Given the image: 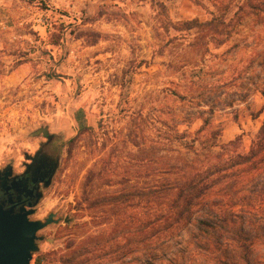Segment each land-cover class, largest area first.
<instances>
[{"label":"rangeland","instance_id":"374dc122","mask_svg":"<svg viewBox=\"0 0 264 264\" xmlns=\"http://www.w3.org/2000/svg\"><path fill=\"white\" fill-rule=\"evenodd\" d=\"M162 1L165 17L150 0H0V173L19 176L40 156L52 158L29 220L52 214L56 223L38 232L30 264L83 263L87 243L104 245L124 226L104 220L103 201L125 178L138 187L158 180L142 173L162 154L143 120L213 155H245L258 135L264 14L246 18L218 47L208 27L180 25L210 20L211 0L204 8ZM43 129L51 140L34 135ZM150 147L152 159L144 156ZM232 174L153 256L119 238L114 245L132 253L85 264H264V151Z\"/></svg>","mask_w":264,"mask_h":264},{"label":"trees","instance_id":"16d2710c","mask_svg":"<svg viewBox=\"0 0 264 264\" xmlns=\"http://www.w3.org/2000/svg\"><path fill=\"white\" fill-rule=\"evenodd\" d=\"M191 1L204 8L203 0ZM150 2L153 7L158 8L160 14L166 16V6L162 0ZM223 2L210 1L217 11L216 14L209 13L210 20L204 23L183 22L180 25L184 31L191 30L193 26L208 27L212 35L216 36L213 43L220 47L230 39L234 30L246 18L264 14V0H226L223 6L226 10L222 8ZM230 7H234L232 14L228 13ZM143 122L148 130L153 126L160 141L159 151L162 154L157 159L158 165L148 164L142 173L146 176H157L158 180L144 187L127 185L129 182L127 178L119 183L122 188L107 198L110 200L103 201L107 206L103 212L106 214L104 220L109 222L111 218H115L117 227L121 224L124 226L120 227L118 233L114 231L105 236L104 245L94 241L87 243L89 246L86 249L88 251L89 248L92 249L89 252L91 257L80 264L91 260L98 261L108 255L116 258L120 254L132 253L131 248L114 245L119 238L124 239L126 243L131 241L130 246L133 248L141 246L148 256H153L154 252L170 242L182 227L190 225L191 208L206 203L210 192L219 183L234 176L229 175L232 169L254 166L264 151V123L245 155H225L223 151L213 155L210 147L204 145L198 149L195 138L188 140L184 133H179L174 128L163 125V130H156V125L151 119ZM155 152V149L150 147L144 156L152 159ZM124 174L127 176L138 174V171L129 169ZM94 203L99 204L97 200ZM128 209L131 211L130 214L126 217L121 216H125ZM36 264H39V261Z\"/></svg>","mask_w":264,"mask_h":264},{"label":"water","instance_id":"95a60500","mask_svg":"<svg viewBox=\"0 0 264 264\" xmlns=\"http://www.w3.org/2000/svg\"><path fill=\"white\" fill-rule=\"evenodd\" d=\"M48 135L46 129L37 131L34 135ZM8 174H6L7 176ZM49 181L46 182L48 185ZM40 195L36 194L35 203L29 204V208L20 209V213L12 214L10 210H4L0 205V264H30L32 253L36 251L35 242L39 231L52 223L54 215H49L44 223L30 221L29 217L34 213L32 207L36 205ZM68 218L64 223H68Z\"/></svg>","mask_w":264,"mask_h":264},{"label":"flooded vegetation","instance_id":"af4514ba","mask_svg":"<svg viewBox=\"0 0 264 264\" xmlns=\"http://www.w3.org/2000/svg\"><path fill=\"white\" fill-rule=\"evenodd\" d=\"M51 162V157L44 159L40 156L31 161L26 171L19 176H14L11 169L0 173V205L2 208L6 211L12 208V214H17L20 213L21 208L28 209L29 204L33 205L38 187L52 175Z\"/></svg>","mask_w":264,"mask_h":264}]
</instances>
